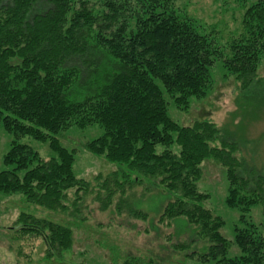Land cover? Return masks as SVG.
Listing matches in <instances>:
<instances>
[{
    "label": "trees",
    "instance_id": "16d2710c",
    "mask_svg": "<svg viewBox=\"0 0 264 264\" xmlns=\"http://www.w3.org/2000/svg\"><path fill=\"white\" fill-rule=\"evenodd\" d=\"M174 3L0 0V125L12 137L2 159L0 193H19L29 203L65 211L68 191L75 188L78 202L87 183L76 176L74 151L60 143L58 134L98 124L102 134L86 147L118 166L99 185L100 209L115 205L120 213L127 192L137 199L141 194L132 192L137 186L144 185L147 193L158 187L169 196L158 222L184 219L204 241L201 250L186 256L201 263L264 264V237L250 218L251 208L258 206L264 224V173L246 171L239 145L219 136L213 122L178 124L168 113L167 99L187 110L192 97H204L213 85L216 61L243 89L259 82L264 0L246 7L240 32L225 48L201 32L193 18L177 12ZM96 52L102 65L88 57ZM76 56L99 69L92 84L78 86L81 70L69 64ZM77 87L86 92L72 95ZM24 136L48 142L54 156L42 158L19 141ZM207 158L224 169V203L239 212L232 240L221 233L225 220L206 206L210 193L198 188ZM130 213L146 217L142 211ZM20 219V234L41 238L46 257L72 249L69 226L29 214ZM191 243L172 249L186 251ZM231 245L238 255H228ZM148 262L159 264L153 256ZM123 263L141 264L136 257Z\"/></svg>",
    "mask_w": 264,
    "mask_h": 264
},
{
    "label": "rangeland",
    "instance_id": "374dc122",
    "mask_svg": "<svg viewBox=\"0 0 264 264\" xmlns=\"http://www.w3.org/2000/svg\"><path fill=\"white\" fill-rule=\"evenodd\" d=\"M254 1L175 0L174 5L177 12L193 18L201 32L209 33L218 46L225 48L240 32L242 15ZM88 57L94 63H104L102 55L97 52ZM69 64L81 70L78 86L92 84L100 75L95 65L88 66L77 56ZM211 74L212 87L204 97H192L187 110L178 109L167 98L170 117L180 125H191L200 120L213 122L219 136L239 145L238 156L244 160L246 171L264 173V54L257 72L259 82L246 89L240 86L234 75H225L220 61L215 62ZM85 92L77 87L72 90V95L79 97ZM102 132V128L94 124L84 128L71 126L58 134L60 143L74 151L73 170L76 176L87 183L85 190H79L81 198L76 203L73 201L75 188L68 191V209L65 211L29 203L19 193H0V264H124L125 259L132 257L138 258L141 264H149L150 256L156 257L159 264H211L186 256L192 249L201 250L204 247V241L197 238L192 225L181 218L168 224L158 222V216L169 199L168 194L158 187L147 193L144 185L137 186L132 191L134 195L141 194L137 199L127 192L126 203L120 213L115 205L100 209L98 196L101 192H98L102 189L99 185L118 169L116 163L93 154L86 147L88 141L99 137ZM11 138L0 125V170L5 168L2 159ZM19 141L32 147L44 159L54 156L46 141L29 136ZM201 170L198 188L210 193L206 206L225 220L221 233L232 240L239 212L224 203L228 186L224 169L217 160L207 158L202 162ZM141 192L147 194L142 195ZM132 210L142 211L146 217H135L130 213ZM23 214L69 226L73 231L72 249L61 256L46 257V246L41 238L31 233L20 234L23 228L20 217ZM250 218L264 237L263 216L258 206L251 208ZM177 243L192 245L186 251H175L172 246ZM238 254L239 249L231 245L228 255L233 257Z\"/></svg>",
    "mask_w": 264,
    "mask_h": 264
}]
</instances>
